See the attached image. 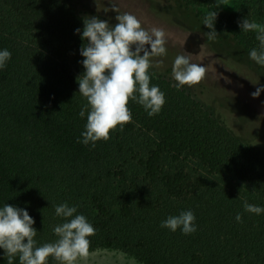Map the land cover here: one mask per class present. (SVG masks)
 Listing matches in <instances>:
<instances>
[{"label": "trees", "instance_id": "1", "mask_svg": "<svg viewBox=\"0 0 264 264\" xmlns=\"http://www.w3.org/2000/svg\"><path fill=\"white\" fill-rule=\"evenodd\" d=\"M174 1L190 8L216 0ZM86 13L81 0H0V51L11 53L0 69V208L27 209L36 246L58 239L53 229L65 220L55 206L66 202L96 229L90 251L120 247L145 264H264V225L251 220L241 200L231 204L211 192L212 178L231 177L233 193L248 187L264 207V149L244 141L189 86L175 87L166 61L150 69L151 85L165 93L159 114L130 101L132 121L123 130L95 147L77 142L87 123V112L79 116L87 101L77 80L85 71ZM256 16L264 25V0H246L236 12L218 13L215 27L249 56L259 49L257 33L243 32L238 22ZM169 160L178 165L170 168ZM189 160L208 174L181 164ZM188 210L196 232L161 227ZM0 264H7L2 248ZM47 264L57 261L49 257Z\"/></svg>", "mask_w": 264, "mask_h": 264}, {"label": "clouds", "instance_id": "2", "mask_svg": "<svg viewBox=\"0 0 264 264\" xmlns=\"http://www.w3.org/2000/svg\"><path fill=\"white\" fill-rule=\"evenodd\" d=\"M221 5L229 4L227 0H216L215 8ZM112 10L118 13L114 27L98 16L85 18L81 37L85 43L80 49L84 57L80 63L85 71L77 80L79 93L87 103L79 116L83 118L87 112V123L86 130L82 132L83 139L77 142L91 144L92 147L98 141L109 140L110 133L117 127L123 130L126 124L131 123L130 101L143 106L149 116L159 114L166 103L165 93L158 86L151 85L150 74V69L163 64V60L157 58L167 55L168 41L164 29L144 28L136 15L120 13L115 4ZM217 17L218 12L212 10L203 18V25L211 29L204 34L209 41H215L219 36L215 27ZM238 23L243 32L257 33L259 49L253 48L249 58L264 67V25L247 18ZM75 31L81 33L79 28ZM10 58V51H0V69L5 68ZM171 75L178 89L185 85L193 87L205 78L206 67L181 54L174 59ZM261 92H264V86L258 87L251 95L256 98ZM243 208L245 212L256 215L264 213V207L250 204L247 200H244ZM76 213L77 207L66 202L56 205L55 215L65 220L53 229L58 239L36 246L34 218L27 209L5 204L0 208V248L4 250L7 264H14L17 257L19 264H47L49 257L57 264H88L93 255L89 238L95 235L96 229L84 215ZM195 220L191 210L183 211L162 221L161 227L173 232L181 229L188 235L197 231ZM236 220L242 222L241 213H237Z\"/></svg>", "mask_w": 264, "mask_h": 264}, {"label": "rangeland", "instance_id": "3", "mask_svg": "<svg viewBox=\"0 0 264 264\" xmlns=\"http://www.w3.org/2000/svg\"><path fill=\"white\" fill-rule=\"evenodd\" d=\"M81 2L87 11L85 18L98 16L107 20L110 27L117 23L115 16L118 13L112 10L115 4L120 13L129 12L136 15L144 28L164 29L168 41L167 55L159 59L166 61L172 68L175 57L183 54L189 56L191 62L205 66L206 76L203 81L189 88L244 141L264 149V92L256 98L251 95L258 87L264 86V68L251 60L230 38L226 40L218 36L215 41L207 40L204 34L211 29L202 23L207 12L214 10L218 13H233L245 7L246 0H227L229 5H221L219 8H215L216 1L190 8H184L174 0H81ZM255 19L260 23L257 16ZM148 47L150 48V45ZM144 140L145 138L141 137L139 143H144ZM181 164H187V169L193 173L200 169L197 173L208 174L194 160ZM168 165L174 168L178 163L169 160ZM212 179L213 194L220 191L217 195L224 197L231 204L239 203L241 200L243 205L244 200H247L250 204L260 206L248 187L243 192L233 193L232 185L237 182L236 179L223 176ZM249 215L257 226L264 225V219L261 217L264 213ZM91 252L93 255L88 264H145L137 256L120 247H99Z\"/></svg>", "mask_w": 264, "mask_h": 264}]
</instances>
